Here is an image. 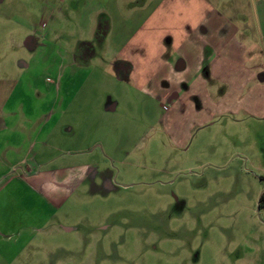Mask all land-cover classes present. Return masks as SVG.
Here are the masks:
<instances>
[{
  "label": "rangeland",
  "instance_id": "1",
  "mask_svg": "<svg viewBox=\"0 0 264 264\" xmlns=\"http://www.w3.org/2000/svg\"><path fill=\"white\" fill-rule=\"evenodd\" d=\"M255 1L224 0L229 6L223 7L235 8L237 2L240 18L253 25L251 6L261 16ZM28 9L22 0L0 1V78H16L18 63L28 61L29 70L20 78L29 85L20 86V94L34 99L43 92L77 95L67 105V122L53 121V128H77L81 141L76 147L62 143L51 150L55 160L66 161L57 165L76 162L86 170L44 221L24 211L25 204L0 214V222L11 225V237L0 239V264H215L226 246L232 248L252 219H258L257 197L264 187V108L257 115L249 111L251 115L228 101V111L208 122V112L219 102L185 99L162 110L132 86L115 82L107 65L99 63V54L82 70H74L77 82H58L54 70L43 66L55 59L51 49L72 48L78 38H86L78 37L75 29L60 33L64 22L50 20L48 26L59 30V37L47 27V51L41 60H27L21 46L26 24H33ZM253 29L252 57L263 72L264 22ZM233 68L229 64L227 70ZM228 87L226 99L233 93V86ZM70 132L67 140L72 139Z\"/></svg>",
  "mask_w": 264,
  "mask_h": 264
},
{
  "label": "crops",
  "instance_id": "2",
  "mask_svg": "<svg viewBox=\"0 0 264 264\" xmlns=\"http://www.w3.org/2000/svg\"><path fill=\"white\" fill-rule=\"evenodd\" d=\"M22 1L28 4V20L33 22L26 24L28 34L20 45L27 51V60H41L47 51V27L53 36H58L59 30L70 34L75 29L78 37L86 38H78L72 48L51 49L55 59L43 66L54 70L58 82L69 78L65 84L70 80L77 82L79 77L74 78V70H82L99 54V63L107 65L105 68L112 71L115 82L132 86L136 94L144 96L147 102L156 101L162 110L185 99L219 102L208 112L204 121L208 122L211 116L222 117L228 111V101H235L240 109L255 115L264 108V70L252 57L256 37L253 26L264 22V0L254 2L261 16L256 6L250 8L253 25L240 18L237 2L235 8L223 7L229 6L224 0ZM55 19L64 23L53 31L52 24L48 26L47 22ZM70 20L74 26L69 25ZM22 61L18 63L21 69L17 79L0 78V214L25 204L23 210L35 213L42 222L52 216L47 212L62 203L86 170L85 165L76 162L77 165H57L66 161L55 160V151L51 149H59L62 143L76 147L82 133L60 125L53 128V121L67 122V105L76 101V94L43 92L34 99L28 93H19L29 85L20 77L29 70L30 63ZM229 64L234 68L227 70ZM229 85L233 86V93L226 99ZM69 131L72 139L67 140ZM4 197L9 198L4 201ZM256 209L258 219H252L232 248L226 246L215 264H264V209ZM3 225L0 222L2 240L11 237V225ZM192 258L195 262L196 255Z\"/></svg>",
  "mask_w": 264,
  "mask_h": 264
},
{
  "label": "trees",
  "instance_id": "3",
  "mask_svg": "<svg viewBox=\"0 0 264 264\" xmlns=\"http://www.w3.org/2000/svg\"><path fill=\"white\" fill-rule=\"evenodd\" d=\"M257 208L264 209V187L257 197Z\"/></svg>",
  "mask_w": 264,
  "mask_h": 264
}]
</instances>
